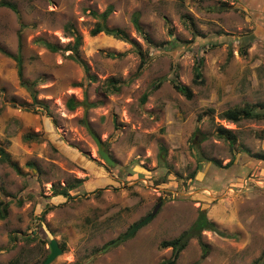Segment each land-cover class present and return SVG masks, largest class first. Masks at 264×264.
<instances>
[{"label": "rangeland", "instance_id": "374dc122", "mask_svg": "<svg viewBox=\"0 0 264 264\" xmlns=\"http://www.w3.org/2000/svg\"><path fill=\"white\" fill-rule=\"evenodd\" d=\"M1 1L17 13L0 8V50L16 54L20 37L22 80L0 52V148L19 169L0 162V264H42L50 240L61 249L50 264H166L171 249L161 242L200 212L215 227L201 232L206 257L193 238L175 264L261 260L264 120L234 124L220 114L263 111L264 0ZM109 6L104 26L125 40L90 34L101 23L92 12ZM200 60L204 85L195 86ZM157 204L156 216L123 240Z\"/></svg>", "mask_w": 264, "mask_h": 264}, {"label": "trees", "instance_id": "16d2710c", "mask_svg": "<svg viewBox=\"0 0 264 264\" xmlns=\"http://www.w3.org/2000/svg\"><path fill=\"white\" fill-rule=\"evenodd\" d=\"M0 8H7L10 9L11 11H13L14 13H17V9L15 7L14 4L8 3L6 1H1L0 2ZM113 9L112 7H107L106 10L97 15L95 14V12H92V16L96 17L97 19H99L101 21V23H98L95 28L91 31V35H97L99 33H104L106 35L112 36L116 39H120V40H125L127 37V35L125 34L124 31L119 30V29H108L104 26V22L107 20V18L110 16V14L112 13ZM132 23L134 25V27L136 29L139 28L138 26V14H134L133 18H132ZM149 42L150 40L147 39ZM79 41L80 38L78 36L74 37V44L72 46L73 51H76V49L78 48L79 45ZM43 45L45 46V48L47 50H49L50 52H57L58 48L56 46H53L51 44L48 43H44ZM0 52L2 54H4L5 56H7L8 58H11L12 60H14L16 62L17 68H18V76L20 78V80H22V61H21V40L20 37H18V45H17V52L16 54L12 55L9 53H5L2 50H0ZM116 55L113 54H108V57H115ZM145 63L141 62L138 66L137 69V73L140 72V70L144 67ZM201 66H202V61H197L195 66L193 67V77H192V81L191 83L195 86H202L204 85V79L202 77V73H201ZM176 81L173 80V88L179 92L180 94H182L186 99H190L192 97V94L190 92V90L185 87L182 86L180 84L175 83ZM107 83L109 84L108 87H110V89L113 92H117L119 91V87L117 86V81L110 79L107 81ZM21 85L25 86L27 89L31 90V87L28 84H25L23 81H21ZM109 90V91H111ZM147 95L145 94L142 97V102H145ZM68 108L73 110L75 108V104L70 100L68 103ZM259 109H262V113H257L254 114L253 113V107L249 106V105H245L243 108H239V109H230V110H226L223 113L220 114V118L222 120L231 122L236 124L237 122H239L240 120H264V104H259L258 105ZM222 132L224 133H228V137L226 136V140L229 141V143H233V139L232 136L229 134V132H226L225 130H222ZM24 139L27 140H32L31 136H25ZM258 159L260 160H264V158H260L258 157ZM0 162L1 163H6L8 164L10 167H12L16 172L19 171L17 165L15 163H13L10 160L9 155L4 151V149L0 148ZM29 164V163H28ZM30 165V164H29ZM58 195H61L63 197L69 198L67 192L65 190H60L59 192H57ZM0 218L4 219L5 215H6V210H7V205L4 203L0 204ZM215 227L214 225L207 221L205 215L203 212L199 213L198 218L196 219L195 223L186 231H183L177 238L173 239V240H168V241H162L160 244L161 248H170L171 249V259L169 261L166 262V264H175V262L177 261L180 253L186 248L188 242L195 238L199 241L201 249H202V253H201V258H205L206 254H207V250H208V246L206 244H204L201 240V232L202 231H214ZM113 243V242H112ZM260 260V259H259ZM256 261L253 264H259V262H264V256L261 258L260 261Z\"/></svg>", "mask_w": 264, "mask_h": 264}, {"label": "water", "instance_id": "95a60500", "mask_svg": "<svg viewBox=\"0 0 264 264\" xmlns=\"http://www.w3.org/2000/svg\"><path fill=\"white\" fill-rule=\"evenodd\" d=\"M96 146H97V152L99 157L108 165V166H114L115 163L110 159L109 155L103 150L101 143L98 139H94ZM160 208V204H157L152 212L148 214L145 218H143L141 221H139L137 224H135L134 227H132L126 234L122 236L123 240H126L133 236L138 230H140L142 227H144L146 224H148L157 214L158 210ZM118 244V240L114 241L112 244L107 245L103 252L107 251L112 246H115ZM49 256L45 259V261L42 264H50L57 255L61 254V249L58 246V243L56 240H50L49 242Z\"/></svg>", "mask_w": 264, "mask_h": 264}]
</instances>
